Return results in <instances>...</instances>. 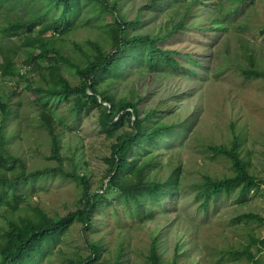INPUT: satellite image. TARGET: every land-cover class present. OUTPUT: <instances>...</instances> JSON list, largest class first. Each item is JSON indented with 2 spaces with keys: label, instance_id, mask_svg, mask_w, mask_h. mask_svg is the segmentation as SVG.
<instances>
[{
  "label": "trees",
  "instance_id": "trees-1",
  "mask_svg": "<svg viewBox=\"0 0 264 264\" xmlns=\"http://www.w3.org/2000/svg\"><path fill=\"white\" fill-rule=\"evenodd\" d=\"M139 1L141 5L133 11L134 0H0V38H15L21 42L16 48L0 46V80L33 79V84H27L25 89L43 94L36 102L44 109L37 111L35 120L48 138V160L56 163L55 169L29 172L20 157L6 150L3 126L19 117V103L12 105L8 94L0 93V210L5 213V225L0 226V264H40L52 254L75 223L88 229L93 227L98 201L108 191H117L125 203L131 202L135 210H139L143 200L157 201L163 192L178 184L180 168H174L164 182L155 181L151 175L160 167L155 151L161 148L164 138L177 130L180 122L166 123L161 116L169 111L158 106L140 111L139 105L144 98H116L110 92L114 81L133 69L196 78L195 70L189 71L186 65L201 64L200 57L176 46L187 43L189 36L198 42V35H202V45L208 36L213 38L211 46L216 44L214 36L219 31L221 35L227 34V22L233 17L247 20L239 25L241 32L250 30L264 35V22L250 21L254 0H224L233 3V9L222 0ZM197 6L205 8L200 23L188 20L191 16L197 17ZM82 16L86 20L79 23ZM95 19L103 21L97 26V39H87L83 45L73 43L74 51L81 55L80 61L75 62L64 55L56 41H62L74 29L85 27L87 21ZM198 44L194 43L195 47ZM237 45L238 52L233 59L237 64L236 72L246 80L264 81V70L259 65L254 47L243 40ZM21 50L26 55L25 63L18 66L16 60ZM202 51H206L205 47ZM225 52L226 56L227 50ZM206 59L204 52L202 60ZM42 63L46 65L43 67ZM60 64L73 72L76 83L65 78ZM227 70L228 67L221 64L217 72L222 74ZM105 82L108 88L101 89ZM56 100H64L73 106L71 116L75 120H79L85 110L94 107L101 133L114 139L109 146V156L104 158L107 165L102 178L106 180L105 188L99 194L90 193L85 187L74 211L64 216H49L40 208L30 206L31 215L13 218V214L29 206L26 189L33 190L32 186L38 180L56 173L66 179H79L73 170L66 172L62 167L61 122L52 114L58 108L54 104ZM230 129L232 140L228 147L209 145L208 148L215 155L229 159L234 175L202 177L195 188L198 190L196 198L202 200L200 208L203 211H207L210 202L223 194L237 191L246 195L258 189L260 184L264 185V180L249 173L247 163L240 157V138L233 124ZM241 219L257 220L264 226V219L258 215L237 217V220ZM251 241L264 250V236ZM87 248V255L64 258V264H118L121 257L119 249L114 262L103 259L100 239L89 243ZM176 259L177 246L172 260L163 261L156 239L152 238L143 264H177ZM248 259L251 264H264V260L254 261L250 256Z\"/></svg>",
  "mask_w": 264,
  "mask_h": 264
},
{
  "label": "rangeland",
  "instance_id": "rangeland-1",
  "mask_svg": "<svg viewBox=\"0 0 264 264\" xmlns=\"http://www.w3.org/2000/svg\"><path fill=\"white\" fill-rule=\"evenodd\" d=\"M222 3L233 9V3L224 0ZM254 4L249 13L250 21L262 23L264 0H254ZM139 5L141 2L134 0L133 11ZM204 11L205 8L197 6V17L191 16L188 20L200 23ZM85 20L86 17L82 16L78 22ZM246 21L240 17L230 18L227 34L221 35L219 31L214 36L216 44L212 46L213 38L209 36L205 45L201 44L202 35H198V42L189 36L187 43L176 46L200 57L201 64L186 65L189 71L195 70L196 78L133 69L113 82L110 92L116 98H144L139 105L140 111L158 106L169 111L161 116L166 123L180 122L177 130L164 138L161 148L155 151L160 167L151 175L155 181L164 182L174 168H180L179 182L172 190L163 192L157 201L143 200L139 210H135L131 202L125 203L117 191L102 194L99 209L94 213L93 227L88 229L75 223L52 254L40 264H64V258L87 255V245L99 239L101 257L108 262H114L121 249L118 264H143L152 238L156 239L163 261L172 260L177 246V264H251L249 256L254 261L264 260V250L251 241L263 238L264 226L257 220H237L244 214L264 219V185L260 184L258 189L246 195L237 191L223 194L210 202L207 211L200 208L202 200L196 198L198 190L195 188L204 175L211 178L234 175L229 159L215 155L208 148L209 145L229 146L231 124L240 138V157L247 163L249 173L264 180V81L243 79L236 72L237 64L233 60L238 52L237 42L243 40L254 47L259 65L264 70V35L250 30L241 32L239 25ZM102 23L100 19L87 21L85 27L74 29L62 41L57 40L56 46L68 58L78 62L81 55L74 51L73 43L83 45L87 39H97V26ZM20 43L15 38H0V46L16 48ZM194 43L201 45L195 47ZM202 47L206 51H202ZM226 50L228 54L225 56ZM204 52L206 61L202 60ZM25 57L21 50L16 60L18 66L25 63ZM221 64H225L228 70L219 74ZM60 66L65 78L76 83L73 72L64 64ZM29 83L33 84L30 77L0 80V93L8 94L12 105L19 103V117L3 126L5 148L20 157L29 172L48 171L55 169L56 163L48 160V138L35 120L37 111L44 109L36 102L43 94L28 92L25 87ZM107 88L105 82L101 89ZM54 104L58 108L52 114L61 122L62 167L66 172L73 170L79 179H66L56 173L38 180L33 184V190L26 189L29 206L13 214V218L31 215V207H38L49 216H64L74 211L85 187L90 193L99 194L105 188L106 180L102 178L107 165L104 158L109 156V146L114 139L101 133L97 110L94 107L85 110L81 118L75 120L71 116V104L64 100H56ZM4 214L0 210V226L5 225Z\"/></svg>",
  "mask_w": 264,
  "mask_h": 264
}]
</instances>
